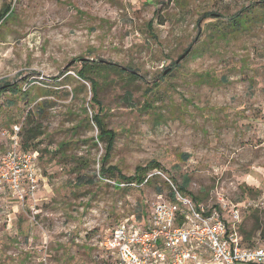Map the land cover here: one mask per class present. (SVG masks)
Listing matches in <instances>:
<instances>
[{
	"label": "rangeland",
	"instance_id": "1",
	"mask_svg": "<svg viewBox=\"0 0 264 264\" xmlns=\"http://www.w3.org/2000/svg\"><path fill=\"white\" fill-rule=\"evenodd\" d=\"M78 59L135 71L99 79L97 99L115 133L105 166L159 162L147 183L101 173ZM27 121L42 132L38 185L23 202L0 193V264H91L101 236L183 176L197 201L237 203L264 246V0H0V154Z\"/></svg>",
	"mask_w": 264,
	"mask_h": 264
},
{
	"label": "built area",
	"instance_id": "2",
	"mask_svg": "<svg viewBox=\"0 0 264 264\" xmlns=\"http://www.w3.org/2000/svg\"><path fill=\"white\" fill-rule=\"evenodd\" d=\"M37 157L20 149L15 133L0 154V191L34 198ZM170 194L156 195L146 217H121L94 243L91 264H264V246L244 243L237 203L206 204L173 185Z\"/></svg>",
	"mask_w": 264,
	"mask_h": 264
},
{
	"label": "trees",
	"instance_id": "3",
	"mask_svg": "<svg viewBox=\"0 0 264 264\" xmlns=\"http://www.w3.org/2000/svg\"><path fill=\"white\" fill-rule=\"evenodd\" d=\"M9 8V7H8ZM8 8L6 9L5 13H7ZM10 13V12H9ZM237 17V15H236ZM235 18V17H232ZM172 67L175 66L174 61L171 63ZM110 72H114V73H124L125 71L122 70L120 68L119 65L111 63V62H104V61H93L91 59H85L83 62H81V67L79 70H77L75 72L76 76H78L80 78V80L87 82L90 85V91L92 93V97H91V104H96L98 105V110L99 111H93V113L91 114V118L89 120V122L91 121L97 128L98 130V134H97V138L100 141H105V149H106V153L105 155L101 158V164H100V171L103 175H109V177H111L112 175H114L115 173L118 174V178L123 180L126 183V186H129L131 184H135V185H141L142 183L145 182L147 174L150 171L153 170H164L162 168V166L160 165L159 162L156 161H150L147 165L144 166H137L135 168V172L133 175L130 176H126L121 174L116 168L115 166H111V165H107L105 166V162L108 160L109 158V153L112 149V145H113V141L115 138V133L110 130L105 128L101 116H100V111H101V106H100V102L97 99V89L99 87V79L106 77V75ZM127 75L131 78H135L136 75L131 74V73H127ZM10 84H4L3 86H1L2 90H6V87H9ZM81 88L84 89L85 88V84L81 83ZM11 91H15L14 88H10ZM39 106L42 107V104H40ZM82 111H84L85 113V117H88L87 115V111L86 108L84 106H82ZM38 111H40V109H38ZM88 121V118H87ZM28 122V128L24 129V132L27 131V135L25 137H23V139L21 140L19 144L20 149L22 150H27V151H37L36 146L34 145V139L39 137L40 135H42V132H40L39 125L36 123L31 124L32 122ZM161 169V170H160ZM111 175V176H110ZM149 181V178L146 180L145 183H147ZM188 185H189V177L187 176H183L182 181L179 185H177L178 190H180L183 193H187L190 194V192L188 191ZM158 191H160V188H158ZM171 195V194H169ZM193 198L195 200H197L196 196H193ZM136 218H139L140 216L136 215ZM250 236L246 234L245 238L243 235V239L248 240L247 245H254L252 243H250Z\"/></svg>",
	"mask_w": 264,
	"mask_h": 264
},
{
	"label": "water",
	"instance_id": "4",
	"mask_svg": "<svg viewBox=\"0 0 264 264\" xmlns=\"http://www.w3.org/2000/svg\"><path fill=\"white\" fill-rule=\"evenodd\" d=\"M188 51H189V49H186L185 52L182 53V54H181V55H180V56L174 61L175 65H176L180 60H182V59L185 57V55L188 53ZM78 60H79L80 62H83L85 59H78ZM104 62H106V61H104ZM120 68H121L122 70L128 72V73H131V74H134V73H135L134 70L129 69V68H126V67H124V66H120ZM169 71H170V67L166 68V69L163 71V74H166V73L169 72Z\"/></svg>",
	"mask_w": 264,
	"mask_h": 264
},
{
	"label": "crops",
	"instance_id": "5",
	"mask_svg": "<svg viewBox=\"0 0 264 264\" xmlns=\"http://www.w3.org/2000/svg\"><path fill=\"white\" fill-rule=\"evenodd\" d=\"M0 193H3V195L5 194H8V192L7 191H0Z\"/></svg>",
	"mask_w": 264,
	"mask_h": 264
}]
</instances>
